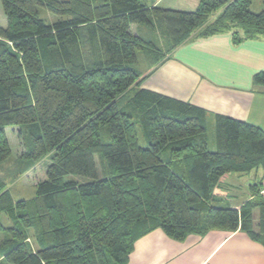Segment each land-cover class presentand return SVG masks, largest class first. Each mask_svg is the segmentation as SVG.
Instances as JSON below:
<instances>
[{
  "label": "trees",
  "instance_id": "obj_1",
  "mask_svg": "<svg viewBox=\"0 0 264 264\" xmlns=\"http://www.w3.org/2000/svg\"><path fill=\"white\" fill-rule=\"evenodd\" d=\"M251 3L199 0L181 11L141 0H0V164L10 156L6 127L29 139L21 160L50 159L32 199L14 201L0 179V218L12 222H0V264H126L134 243L155 229L175 241L239 230L264 245V224L253 230L255 208L264 222V201L239 211L209 204L222 176L264 167V132L216 116L211 152L205 111L139 89L136 60L140 50L165 58L194 34L230 31L234 44L264 36V4L253 14ZM131 25L165 37L164 53L153 38L132 35ZM253 83L264 87V72ZM96 154L105 160L101 178ZM181 164L185 174L175 168Z\"/></svg>",
  "mask_w": 264,
  "mask_h": 264
},
{
  "label": "crops",
  "instance_id": "obj_2",
  "mask_svg": "<svg viewBox=\"0 0 264 264\" xmlns=\"http://www.w3.org/2000/svg\"><path fill=\"white\" fill-rule=\"evenodd\" d=\"M141 2L149 8L181 11H187L186 7L191 6L188 4L190 0ZM191 2L194 3L195 10L199 0ZM40 11L45 18L41 17ZM38 15L49 24L53 22L52 15L44 9L40 8ZM2 18L0 26L5 23L3 15ZM129 30L132 35L152 41L154 31L143 25H131ZM160 40L158 49L164 53L167 39L161 36ZM145 54L147 64L143 65L140 63L142 59L138 57V51L136 52L137 68L142 75L138 88L203 109L206 114L203 138L208 149V129L212 130V142L215 151L217 149L216 116L252 124L264 132V87L253 83V76L264 72V36L234 44L230 31L206 38H198L194 34L165 58L157 56L156 59L150 51ZM7 130L18 132L19 129H4L12 153ZM199 138L196 139L198 142ZM175 168H181L183 172L184 167L181 164ZM213 195L214 198L209 204L220 209L239 211L249 201H264V167L246 174L222 176L214 186ZM253 217V230L260 234L264 224L260 208L253 210ZM126 264H264V245L239 230L233 233L214 230L202 236L189 235L183 241H175L162 230L155 229L134 243Z\"/></svg>",
  "mask_w": 264,
  "mask_h": 264
},
{
  "label": "rangeland",
  "instance_id": "obj_3",
  "mask_svg": "<svg viewBox=\"0 0 264 264\" xmlns=\"http://www.w3.org/2000/svg\"><path fill=\"white\" fill-rule=\"evenodd\" d=\"M188 3L191 6H187V11L194 10V3L191 2ZM227 2H230L231 0H226ZM264 4V0H252V3L250 5L249 11L253 14L260 13L262 11ZM220 13V11L216 12L212 18H215ZM2 9L0 6V23L2 18ZM41 17L45 18L43 13L40 11ZM211 18V20H212ZM210 20V21H211ZM208 23V22H207ZM200 32V30H199ZM152 38L154 39V42L158 45L161 43V36L158 32L152 34ZM145 52H148L145 50ZM143 51H138V57L142 59V62H140L143 65L147 64V56ZM10 128V127H9ZM14 128V127H11ZM19 129V128H18ZM7 134L9 136V143L12 149V153H10V156L7 158L5 162H3L0 165V178L3 180V182L6 184L11 197L14 201H21V200H29L34 198L36 188L35 185L40 180L45 179V172L47 169V166L50 164L49 157H45L38 161L35 165L31 167L33 163L27 162L25 160H21V155L28 149L29 146V139L27 135L24 134L23 130L12 131L7 130ZM103 135V134H102ZM137 136H138V142L140 147H147V141L144 137L141 127L137 126ZM208 136H209V150L215 151V146L213 144V135L212 130L208 129ZM168 156V153L165 152L162 154V158L166 159ZM94 161L96 163L98 178H101L103 176L102 168H100V161L104 162L105 166V160L102 158V156L96 154L94 155ZM27 163V164H24ZM24 166H27L26 168ZM31 169H28L30 168ZM106 169V166H105ZM66 181H76L78 183H86L89 182V179L78 177V176H68L65 179ZM0 222L2 226L5 228L10 227L12 225V222L9 221V219L2 214L0 218ZM5 238V233H0V240ZM32 242V241H31Z\"/></svg>",
  "mask_w": 264,
  "mask_h": 264
}]
</instances>
